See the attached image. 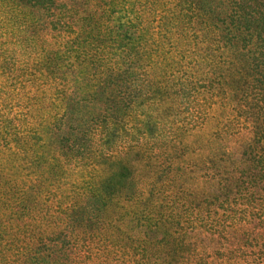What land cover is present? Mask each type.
Wrapping results in <instances>:
<instances>
[{
  "label": "rangeland",
  "instance_id": "1",
  "mask_svg": "<svg viewBox=\"0 0 264 264\" xmlns=\"http://www.w3.org/2000/svg\"><path fill=\"white\" fill-rule=\"evenodd\" d=\"M132 1L89 20L69 13L65 0L31 14L17 0H0V264L11 255L12 264H28L25 251H45L42 243L77 247L86 259L99 252L106 264L128 253L113 236L134 235L136 218L125 216L122 200L103 210L94 198L110 168L103 154L118 142L94 133L98 126L136 141V128L153 125L154 135L200 157L241 152L240 142L264 137V114L258 135L238 134L246 117L221 92L231 77L250 92L259 81L264 87V60L245 21L236 22L238 0ZM131 105L120 128L112 123L121 119L103 121ZM84 121L93 129L81 135Z\"/></svg>",
  "mask_w": 264,
  "mask_h": 264
},
{
  "label": "trees",
  "instance_id": "2",
  "mask_svg": "<svg viewBox=\"0 0 264 264\" xmlns=\"http://www.w3.org/2000/svg\"><path fill=\"white\" fill-rule=\"evenodd\" d=\"M17 1L21 7L29 8L30 14L38 10H58L53 8L58 0ZM65 1L70 2L69 7H63L69 13L74 11L76 16L82 12L85 18L93 20L97 11L116 10L117 4L126 0ZM182 1L177 0V3ZM132 2L135 7L143 4L142 0ZM156 2L160 1L149 3ZM149 3L139 13L138 27L146 21L141 15ZM236 7V22L245 21L247 36L255 40V50L259 49L257 58L264 60V0H238ZM260 43L263 49L258 47ZM237 59L235 55L231 61ZM234 66L232 63L229 69L232 74ZM259 84L250 92L249 84L243 79L231 77L221 91L225 92L222 93L225 99L237 102L246 117V121L239 124V135L244 132L258 135L261 131L263 80ZM143 94L140 93L139 100H143ZM251 100L255 102L252 106ZM247 105L251 108L246 110ZM125 108L127 111L123 110L120 117L106 113L103 121L109 117L121 119L120 123H112L120 128L122 120L132 118L134 110L132 105ZM85 122L81 135L93 129ZM229 123L224 125L225 134L229 133ZM95 130L97 135H106L107 140L117 138L118 142L112 151L109 148L107 154H103L107 155L110 168L104 172L107 176L97 183V189L94 188L97 190L94 198L103 210L112 200H122L125 216L132 214L137 220L132 228L134 235L119 231L113 236L114 242L128 251L121 257L122 261L116 260L113 264H264V137L250 144L240 142L241 152L224 150L219 156L200 157L190 156L176 138L167 141L161 135H154L153 125L144 131L136 128L139 134L136 141L128 137L127 132L119 134V130L105 125ZM107 144L109 142L104 143ZM102 213L104 215L105 211ZM42 246L45 251L41 248L35 252L34 249L25 251L28 264H106L109 261L95 251H90V258L86 259L77 247L64 251L46 243ZM97 248H100L98 243ZM12 258L11 255L6 264H12Z\"/></svg>",
  "mask_w": 264,
  "mask_h": 264
}]
</instances>
